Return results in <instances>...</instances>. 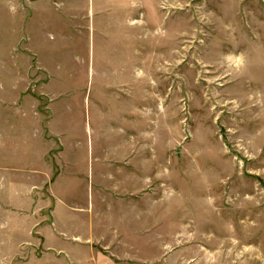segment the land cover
<instances>
[{
	"label": "rangeland",
	"instance_id": "374dc122",
	"mask_svg": "<svg viewBox=\"0 0 264 264\" xmlns=\"http://www.w3.org/2000/svg\"><path fill=\"white\" fill-rule=\"evenodd\" d=\"M0 264H264V0H0Z\"/></svg>",
	"mask_w": 264,
	"mask_h": 264
},
{
	"label": "crops",
	"instance_id": "0c3cea01",
	"mask_svg": "<svg viewBox=\"0 0 264 264\" xmlns=\"http://www.w3.org/2000/svg\"><path fill=\"white\" fill-rule=\"evenodd\" d=\"M91 210H92V207H91Z\"/></svg>",
	"mask_w": 264,
	"mask_h": 264
}]
</instances>
